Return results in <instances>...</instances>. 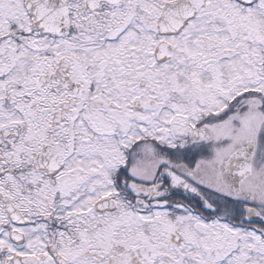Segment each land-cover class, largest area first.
Segmentation results:
<instances>
[{
    "label": "snow or ice",
    "instance_id": "1",
    "mask_svg": "<svg viewBox=\"0 0 264 264\" xmlns=\"http://www.w3.org/2000/svg\"><path fill=\"white\" fill-rule=\"evenodd\" d=\"M0 264H264V0H0Z\"/></svg>",
    "mask_w": 264,
    "mask_h": 264
}]
</instances>
